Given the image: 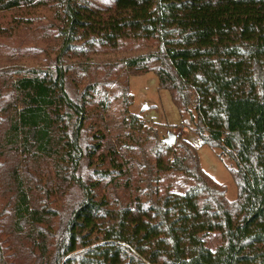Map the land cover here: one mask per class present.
Masks as SVG:
<instances>
[{"label":"trees","instance_id":"trees-1","mask_svg":"<svg viewBox=\"0 0 264 264\" xmlns=\"http://www.w3.org/2000/svg\"><path fill=\"white\" fill-rule=\"evenodd\" d=\"M39 6L56 21L54 70L28 69L9 94L0 92V188L9 202L0 223L10 217L0 231L28 241L30 264H264V0H0V11ZM221 29L232 37L217 40L190 71L187 54ZM139 41L152 51L124 59L115 98L129 106L127 77L153 71L198 144L234 161L236 199L201 169L195 145L179 134L166 145L154 131L155 172H177L192 184L183 192L132 185L116 209L91 194L94 184L79 173L87 164L105 162L113 184L126 175L128 186L137 164L121 134L106 146L92 130L107 111L109 81H89L81 62ZM235 109H250L245 123L233 118ZM129 120L145 128L134 115ZM26 182L47 197L50 184L53 195L79 187L81 199L55 226V209L29 205ZM211 232L220 236L214 249L203 240ZM16 262L15 247L0 241V264Z\"/></svg>","mask_w":264,"mask_h":264},{"label":"rangeland","instance_id":"rangeland-1","mask_svg":"<svg viewBox=\"0 0 264 264\" xmlns=\"http://www.w3.org/2000/svg\"><path fill=\"white\" fill-rule=\"evenodd\" d=\"M55 33L54 13L48 7H21L0 11V92L9 94L11 82L26 76L28 69L54 70L53 60L57 43ZM231 37L232 32L222 29L209 35L206 41L187 54L190 71H194L210 56L217 40H227ZM149 51H152V48L144 42H123L116 50L92 56L89 60L81 62V65L89 68L88 71L92 72L88 73L89 81L97 80L101 84H104V78L109 81L108 85L103 86L107 96V111L105 115L102 116L101 113L96 117L98 124L94 125L92 130L99 129V133L105 135L102 141L106 146L112 145L116 135L121 134V138L128 145L133 146L134 152L132 153L130 150L129 155L131 161L137 164L135 167L137 176H131L129 186L126 175L123 176L125 183L122 180L118 185H114L110 173L106 175L107 165L105 162L98 166L87 164L79 173L85 179L89 177V182L94 184L91 194L98 201L104 200L106 208L116 209L117 205L128 203L132 194V185H137L140 189L139 192L144 191L148 183L153 186L154 183L160 187L168 186L177 192H183L191 185L192 180L183 177L180 173L155 172L154 148L151 146L152 131H154L157 139L163 140L167 133L171 132L176 137L179 134L181 138L195 145L201 169L214 181L225 187V196L228 200L236 199L237 187L229 171V168H235L234 161L221 148L198 144V136L189 127V117H185V122L181 123L182 118L171 100L169 91L159 86L158 78L153 71L127 77L128 92L131 96L129 106H124L115 98L114 82L119 77L123 79L124 59ZM69 63L76 65L72 61ZM85 83L87 82H83L77 89H81ZM21 102H18V105ZM249 113L250 109H235L232 116L236 121L245 123ZM130 115H134L136 120H140L145 128L142 130L133 128L129 124ZM101 117L103 118L101 119ZM147 134L149 135L147 136ZM129 136L132 139H129ZM177 141L178 138H176V143ZM105 150L106 148L103 149V151ZM143 158L144 162H142ZM147 167L152 170L149 174ZM94 168L98 170L93 172ZM25 186L31 207L48 204L57 211L58 217L54 220L55 226L59 224L60 217L81 199V190L75 186H68L53 195L50 191V184L48 186L50 197H47L41 188L32 183L26 182ZM1 195H3L2 188H0V220L2 213H5V206L9 203L8 196L1 197ZM9 220L10 217H5L0 226L2 224L9 225ZM11 233V231H0V241L10 248L15 247L16 264H30L32 259L28 255L30 254L28 241ZM91 237L93 238V236ZM203 240L207 247L214 249L220 242V236L217 232L206 233ZM5 250L7 255L11 252L9 248Z\"/></svg>","mask_w":264,"mask_h":264},{"label":"water","instance_id":"water-1","mask_svg":"<svg viewBox=\"0 0 264 264\" xmlns=\"http://www.w3.org/2000/svg\"><path fill=\"white\" fill-rule=\"evenodd\" d=\"M176 135L174 133L168 132L166 137L163 139V142L166 145H174L176 143Z\"/></svg>","mask_w":264,"mask_h":264}]
</instances>
